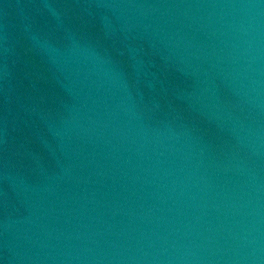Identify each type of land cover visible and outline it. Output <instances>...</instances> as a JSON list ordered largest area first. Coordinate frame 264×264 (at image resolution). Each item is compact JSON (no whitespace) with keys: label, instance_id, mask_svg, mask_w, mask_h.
I'll list each match as a JSON object with an SVG mask.
<instances>
[{"label":"water","instance_id":"obj_1","mask_svg":"<svg viewBox=\"0 0 264 264\" xmlns=\"http://www.w3.org/2000/svg\"><path fill=\"white\" fill-rule=\"evenodd\" d=\"M0 264H264V0H0Z\"/></svg>","mask_w":264,"mask_h":264}]
</instances>
